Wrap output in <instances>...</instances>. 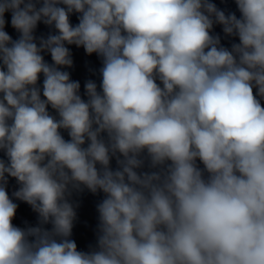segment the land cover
<instances>
[{"label": "clouds", "instance_id": "1", "mask_svg": "<svg viewBox=\"0 0 264 264\" xmlns=\"http://www.w3.org/2000/svg\"><path fill=\"white\" fill-rule=\"evenodd\" d=\"M0 264H264V0H0Z\"/></svg>", "mask_w": 264, "mask_h": 264}]
</instances>
